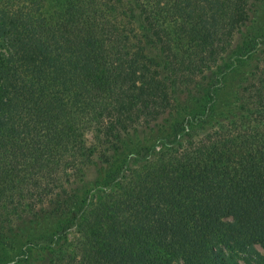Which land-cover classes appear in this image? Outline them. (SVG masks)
<instances>
[{
  "label": "trees",
  "instance_id": "obj_1",
  "mask_svg": "<svg viewBox=\"0 0 264 264\" xmlns=\"http://www.w3.org/2000/svg\"><path fill=\"white\" fill-rule=\"evenodd\" d=\"M260 1L0 0V264H264Z\"/></svg>",
  "mask_w": 264,
  "mask_h": 264
},
{
  "label": "rangeland",
  "instance_id": "obj_2",
  "mask_svg": "<svg viewBox=\"0 0 264 264\" xmlns=\"http://www.w3.org/2000/svg\"><path fill=\"white\" fill-rule=\"evenodd\" d=\"M253 10H254V18H253L252 25L255 24L256 26H258L261 23L264 24V1H260L257 4H255V7H254ZM250 28H252V27H250ZM235 76L236 75H232V76H229V77H235ZM226 84L227 85L224 86V90L220 91V93H219V97H220L218 99L219 102L215 106L217 111H222L223 109H227L226 105H227V103H229V101L231 99L230 98L231 97L230 93H231V91H232V89L234 87L233 78L228 79L226 81ZM149 140H150V138L147 137V140H145V141H149ZM142 142L145 143L144 140ZM46 227L47 226H45V223L40 222V223H38V224L33 226V230L37 231V229H39V230L43 231V230L46 229ZM255 248H256V251L260 255H264V252L260 248H258V247H255ZM175 264H180V263L177 262Z\"/></svg>",
  "mask_w": 264,
  "mask_h": 264
}]
</instances>
